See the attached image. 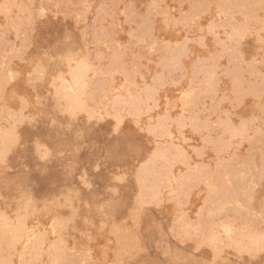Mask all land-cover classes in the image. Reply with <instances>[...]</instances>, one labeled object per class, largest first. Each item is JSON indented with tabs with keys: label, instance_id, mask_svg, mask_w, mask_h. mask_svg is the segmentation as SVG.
Listing matches in <instances>:
<instances>
[{
	"label": "rangeland",
	"instance_id": "obj_1",
	"mask_svg": "<svg viewBox=\"0 0 264 264\" xmlns=\"http://www.w3.org/2000/svg\"><path fill=\"white\" fill-rule=\"evenodd\" d=\"M0 264H264V0H0Z\"/></svg>",
	"mask_w": 264,
	"mask_h": 264
}]
</instances>
